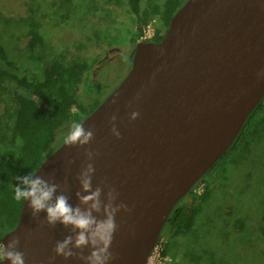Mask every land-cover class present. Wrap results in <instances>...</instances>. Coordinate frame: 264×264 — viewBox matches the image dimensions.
<instances>
[{
  "label": "water",
  "instance_id": "1",
  "mask_svg": "<svg viewBox=\"0 0 264 264\" xmlns=\"http://www.w3.org/2000/svg\"><path fill=\"white\" fill-rule=\"evenodd\" d=\"M130 58L126 76L80 121L85 129L94 126L91 143H61L33 173L66 182L75 206L76 176L88 162L84 147L99 152L93 187L104 181L119 193L116 203L131 208L116 214L109 264L147 263L171 212L229 151L264 98V76H257L264 70V0H185L164 36L137 42ZM133 110L140 115L129 121ZM113 113L120 139L109 131ZM44 215L33 219L22 202L1 243L18 236L25 264H82L55 256V242L69 231L41 224Z\"/></svg>",
  "mask_w": 264,
  "mask_h": 264
},
{
  "label": "rangeland",
  "instance_id": "2",
  "mask_svg": "<svg viewBox=\"0 0 264 264\" xmlns=\"http://www.w3.org/2000/svg\"><path fill=\"white\" fill-rule=\"evenodd\" d=\"M150 1L160 7L165 0H141V9ZM148 11L142 30L150 29L152 38L163 35L161 7ZM137 26L128 0H0V41L12 58L31 64L27 41L37 31L50 55L86 63L77 87L82 103L104 99L126 76L130 53L141 41L131 42ZM38 60L46 63L43 55ZM94 79L100 87L88 92ZM13 85L11 77L0 74V183L11 180L19 156L9 130L16 109ZM70 127L58 130L54 147ZM203 176L182 199L189 208L197 207L192 228L183 232L165 225L162 230L166 264H264V120L238 154L221 159Z\"/></svg>",
  "mask_w": 264,
  "mask_h": 264
},
{
  "label": "trees",
  "instance_id": "3",
  "mask_svg": "<svg viewBox=\"0 0 264 264\" xmlns=\"http://www.w3.org/2000/svg\"><path fill=\"white\" fill-rule=\"evenodd\" d=\"M150 2L151 4L144 10L141 9V0H128L130 10L137 17L138 24L131 41L133 44L142 35V27L149 18L150 8L156 13L161 7L163 24L168 27L172 15L185 0H165L160 7ZM153 12L151 14H154ZM160 39L161 37L157 36L152 38L154 41ZM27 48L30 51L31 64L12 58L0 41V74L11 77L14 82L12 95L16 109L9 130L19 152L10 169L11 180L0 183V241L7 231L14 228L21 211L23 201L14 199V187L19 184L15 177L34 173L56 148L54 143L58 130L64 125L71 126L80 122L101 101L93 98L90 103H82L78 99L77 87L86 69L83 60L65 59L63 54L50 55L37 31L30 33ZM40 55L45 57V64L38 60ZM87 86L88 92L98 90L100 87L95 79L89 80ZM73 108L75 110H72ZM263 120L264 98L250 114L233 145L220 160L238 154L241 148L248 144ZM203 180L204 176L197 184ZM190 193L192 192L188 194ZM196 213L197 207L189 208L182 204L181 200L171 212L166 225L171 229L186 232L192 228ZM243 224L244 221L239 220L236 225L242 228Z\"/></svg>",
  "mask_w": 264,
  "mask_h": 264
},
{
  "label": "clouds",
  "instance_id": "4",
  "mask_svg": "<svg viewBox=\"0 0 264 264\" xmlns=\"http://www.w3.org/2000/svg\"><path fill=\"white\" fill-rule=\"evenodd\" d=\"M258 77L264 76V70L257 73ZM139 94H137V99ZM112 103H116L114 99ZM131 107V102H129ZM140 113L133 110L129 113V121L135 120ZM111 127L109 131L116 139L121 138V133L116 126L117 116L115 113L108 117ZM94 126L87 129L82 123H73L70 130L63 137L66 146L83 147L89 145L94 139ZM99 155L98 151L84 147V156L88 161L78 172L76 179L79 190L74 193L78 201L73 206L67 194L69 188L66 182L58 183L53 175L48 179L29 173L23 177L16 176L19 184L14 187V199L16 201H27L30 215L33 219H39L40 213H46L41 224L55 227L59 223L68 229L69 234L62 240H57L52 251L55 256L64 259L75 257L82 264H109L115 259L110 251L114 233L118 229L115 217L121 210L130 212L131 208L123 203H116L119 193L104 181L93 187L92 179L95 173L93 160ZM72 160L67 164L71 165ZM20 244L18 236H13L7 244L0 243V261L7 259L10 264H25V254L17 250ZM89 249L84 254V249ZM75 250V251H74ZM55 256L50 257L54 260Z\"/></svg>",
  "mask_w": 264,
  "mask_h": 264
},
{
  "label": "built area",
  "instance_id": "5",
  "mask_svg": "<svg viewBox=\"0 0 264 264\" xmlns=\"http://www.w3.org/2000/svg\"><path fill=\"white\" fill-rule=\"evenodd\" d=\"M153 36L154 34L150 29L144 28L142 30V35L139 38L141 39V41H147L152 39ZM160 239L161 238L159 237L157 243L150 252L146 264H166L167 257L162 256L161 254V252L163 251V245L161 244L162 240Z\"/></svg>",
  "mask_w": 264,
  "mask_h": 264
},
{
  "label": "flooded vegetation",
  "instance_id": "6",
  "mask_svg": "<svg viewBox=\"0 0 264 264\" xmlns=\"http://www.w3.org/2000/svg\"><path fill=\"white\" fill-rule=\"evenodd\" d=\"M165 33H166V31H165ZM165 33H164V34H165ZM164 34L161 35V34L159 33L157 37H161V38H162V37L164 36ZM150 40H151V41H154V40H152V39H150Z\"/></svg>",
  "mask_w": 264,
  "mask_h": 264
}]
</instances>
